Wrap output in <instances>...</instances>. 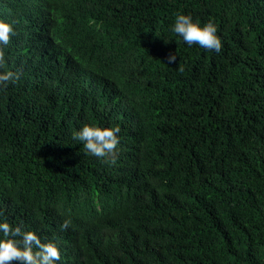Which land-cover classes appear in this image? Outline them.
I'll list each match as a JSON object with an SVG mask.
<instances>
[{
    "label": "trees",
    "instance_id": "1",
    "mask_svg": "<svg viewBox=\"0 0 264 264\" xmlns=\"http://www.w3.org/2000/svg\"><path fill=\"white\" fill-rule=\"evenodd\" d=\"M0 42V264H264V0H0Z\"/></svg>",
    "mask_w": 264,
    "mask_h": 264
},
{
    "label": "clouds",
    "instance_id": "2",
    "mask_svg": "<svg viewBox=\"0 0 264 264\" xmlns=\"http://www.w3.org/2000/svg\"><path fill=\"white\" fill-rule=\"evenodd\" d=\"M34 36L39 42L45 43L46 46L47 43H50L51 37L54 35V32L50 31V28L47 26H44L43 24H39L34 29ZM1 46V42H0Z\"/></svg>",
    "mask_w": 264,
    "mask_h": 264
}]
</instances>
